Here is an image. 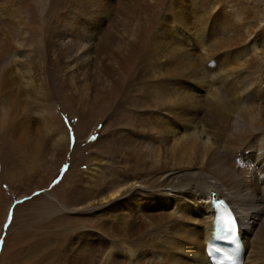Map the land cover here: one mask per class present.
<instances>
[{
    "label": "bare ground",
    "instance_id": "obj_1",
    "mask_svg": "<svg viewBox=\"0 0 264 264\" xmlns=\"http://www.w3.org/2000/svg\"><path fill=\"white\" fill-rule=\"evenodd\" d=\"M238 17L230 0H0L9 164L45 146L55 165L69 147L48 69L95 126L130 87L115 109L113 170L103 156L86 203L100 218L97 264H210L211 192L239 218L243 264H264V89L251 78L257 37Z\"/></svg>",
    "mask_w": 264,
    "mask_h": 264
},
{
    "label": "rangeland",
    "instance_id": "obj_2",
    "mask_svg": "<svg viewBox=\"0 0 264 264\" xmlns=\"http://www.w3.org/2000/svg\"><path fill=\"white\" fill-rule=\"evenodd\" d=\"M230 1L239 9L234 21L239 22L240 32L257 37L259 56L251 78L253 84L261 80L264 89V0ZM47 75L63 124L69 130V147L58 164H51L43 146L35 159L20 154L12 166L0 139V264H97L100 218L97 208L91 210L86 203L97 198L104 183L98 174L103 156L108 158L107 174L113 170L115 109L128 107L130 87L109 106L108 110L116 104L103 124L95 126L93 120L83 119L67 107L69 102L63 100L65 95L54 71L48 69ZM103 125H109L105 132ZM0 133L5 140L10 137L9 130ZM121 169L123 174L129 173L127 167ZM88 239H94L93 248Z\"/></svg>",
    "mask_w": 264,
    "mask_h": 264
},
{
    "label": "snow or ice",
    "instance_id": "obj_3",
    "mask_svg": "<svg viewBox=\"0 0 264 264\" xmlns=\"http://www.w3.org/2000/svg\"><path fill=\"white\" fill-rule=\"evenodd\" d=\"M93 139H95V137H93ZM67 167V166H66ZM118 195V193H117ZM9 219H11V213H9ZM232 227L229 229L230 233H234L235 232V221H231Z\"/></svg>",
    "mask_w": 264,
    "mask_h": 264
}]
</instances>
